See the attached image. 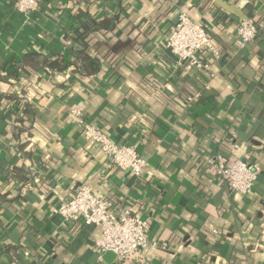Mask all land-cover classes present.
Masks as SVG:
<instances>
[{"label":"crops","instance_id":"0c3cea01","mask_svg":"<svg viewBox=\"0 0 264 264\" xmlns=\"http://www.w3.org/2000/svg\"><path fill=\"white\" fill-rule=\"evenodd\" d=\"M179 12L204 25L219 50V59L205 55L209 73L179 66L166 47ZM116 16L114 31L91 43V57L110 53L112 62L91 77L74 73V33L90 17ZM249 16L263 31L239 50L237 28ZM57 55L71 67L43 65ZM72 109L137 150L147 161L141 180L112 166ZM219 155L259 166L248 194L209 167ZM15 164L29 182L13 177ZM83 184L130 207L165 249L128 259L97 252L99 229L68 226L54 211ZM7 192L0 264H264V0H40L29 16L0 0V194Z\"/></svg>","mask_w":264,"mask_h":264},{"label":"built area","instance_id":"2783aa9c","mask_svg":"<svg viewBox=\"0 0 264 264\" xmlns=\"http://www.w3.org/2000/svg\"><path fill=\"white\" fill-rule=\"evenodd\" d=\"M18 12L25 16L39 11L40 0H13ZM263 28L254 18L242 20L237 28V47L245 50L256 43ZM167 49L177 58L178 64L186 70L209 73L210 64L205 55L216 59L220 53L211 35L202 24L193 22L184 12H179L173 31L166 42ZM200 97L196 94L188 98L192 103ZM70 116L77 119L84 137L94 143L109 158L114 168L130 172L141 180L147 161L131 146H122L112 140L107 132L85 119L83 112L72 109ZM217 176L228 182L230 188L240 194H248L258 182L261 169L241 160L229 162L225 156H217L207 161ZM68 226L81 224L100 230L101 238L94 249L99 253H114L119 259H128L136 252H153L165 249L149 234L148 222L133 214V210L122 208L107 198L98 197L88 185H81L74 196L55 208Z\"/></svg>","mask_w":264,"mask_h":264},{"label":"trees","instance_id":"16d2710c","mask_svg":"<svg viewBox=\"0 0 264 264\" xmlns=\"http://www.w3.org/2000/svg\"><path fill=\"white\" fill-rule=\"evenodd\" d=\"M91 12H81V15L89 14ZM250 17V16H249ZM251 18V17H250ZM120 17L116 16L114 18H105L100 21H96L94 18L90 17L89 22L84 24L79 30H77L73 35L74 42L80 45L81 50L79 52H76V59H75V71L74 73H78L81 77H91L97 73L100 72L102 61L107 60L109 62H112L111 59H108V56L110 53L107 54H96L95 56H92L93 46L92 38L94 34L102 33V32H113L116 25L119 23ZM258 24V22H256ZM104 24H107L109 28H104ZM259 25V24H258ZM35 58V57H30ZM33 61L39 65L38 62H36V58L33 59ZM45 66H47L49 69H52L56 72H63L67 68L71 67V64H67L65 62V58L63 55H57L56 58L53 60H47L44 62ZM22 77L19 76L16 78V81L20 80ZM19 121H23L22 119ZM22 149H26L27 144H20ZM13 177H16L19 179L21 183H27L32 178L29 173L24 174L23 167L19 168L17 164H15L12 167ZM10 192H7L6 194L2 195L0 194V200L7 199ZM18 200L21 199L20 197L17 198ZM16 199V200H17ZM85 228H91L89 226H85ZM21 248H18L17 250H20Z\"/></svg>","mask_w":264,"mask_h":264}]
</instances>
